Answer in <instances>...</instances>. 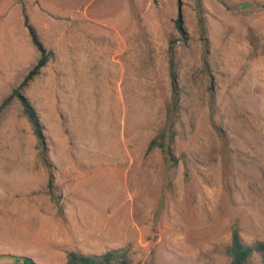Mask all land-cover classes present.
<instances>
[{"label": "rangeland", "instance_id": "rangeland-1", "mask_svg": "<svg viewBox=\"0 0 264 264\" xmlns=\"http://www.w3.org/2000/svg\"><path fill=\"white\" fill-rule=\"evenodd\" d=\"M235 230L264 241V0H0V264H230Z\"/></svg>", "mask_w": 264, "mask_h": 264}, {"label": "trees", "instance_id": "trees-1", "mask_svg": "<svg viewBox=\"0 0 264 264\" xmlns=\"http://www.w3.org/2000/svg\"><path fill=\"white\" fill-rule=\"evenodd\" d=\"M25 22L28 26L30 33L33 37V41L40 46V43L37 38V34L34 26L29 22V17L24 9ZM178 27L182 31V18L177 21ZM199 28L202 34V38L206 40V23L205 18L202 13L199 14ZM176 40L171 41L169 46L170 53V75L172 78V87H173V96L172 101L168 105V111L176 117L178 110H180V101H181V89L179 83H177V73L176 66L173 60L174 46ZM49 57L47 54L42 53V57L39 62L31 69L25 81L31 78L33 75L39 72V69L44 66ZM24 84V83H22ZM211 89H214V85H211ZM17 96H20L18 90L15 91ZM26 112L35 126L36 132L39 136H41V125L35 115V113L26 105ZM175 125V123H174ZM176 138V131L173 128V124L170 127L162 129L159 131L157 136H155L151 142V148L155 146L166 148L168 152V157L172 161H177V158L174 154V144ZM52 184V183H51ZM228 253L231 255L232 260L230 264H249L250 259L254 253H260L262 256V260L264 262V241H256L253 244L246 243L240 233L235 230L233 232L231 243L227 249ZM11 259H13V263L11 264H39L34 258L27 255H8ZM132 260L129 257L128 251L125 248H116L110 249L102 254H86L80 251L71 250L67 253V264H132Z\"/></svg>", "mask_w": 264, "mask_h": 264}, {"label": "crops", "instance_id": "crops-1", "mask_svg": "<svg viewBox=\"0 0 264 264\" xmlns=\"http://www.w3.org/2000/svg\"><path fill=\"white\" fill-rule=\"evenodd\" d=\"M72 232H73V237L74 238H78L79 237V232L76 229H74ZM107 248H109V249H107ZM116 248L117 247H114L112 245H108L107 247H104L103 250H101L99 243H97V244L96 243H90L87 246H82V245L75 246V245H72V248L69 251L75 250V251H80V252L86 253V254H102V253L106 252L107 250L116 249ZM66 263H67V260H66Z\"/></svg>", "mask_w": 264, "mask_h": 264}, {"label": "water", "instance_id": "water-1", "mask_svg": "<svg viewBox=\"0 0 264 264\" xmlns=\"http://www.w3.org/2000/svg\"><path fill=\"white\" fill-rule=\"evenodd\" d=\"M179 16H180V18H182L181 10H180Z\"/></svg>", "mask_w": 264, "mask_h": 264}]
</instances>
